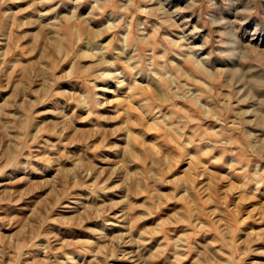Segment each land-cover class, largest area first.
Wrapping results in <instances>:
<instances>
[{
  "label": "rangeland",
  "instance_id": "374dc122",
  "mask_svg": "<svg viewBox=\"0 0 264 264\" xmlns=\"http://www.w3.org/2000/svg\"><path fill=\"white\" fill-rule=\"evenodd\" d=\"M0 264H264V0H0Z\"/></svg>",
  "mask_w": 264,
  "mask_h": 264
}]
</instances>
